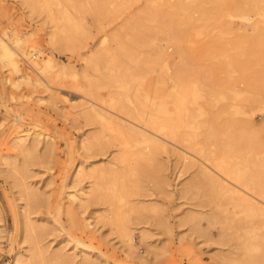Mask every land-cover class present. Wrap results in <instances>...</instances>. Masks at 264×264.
<instances>
[{
	"label": "rangeland",
	"instance_id": "374dc122",
	"mask_svg": "<svg viewBox=\"0 0 264 264\" xmlns=\"http://www.w3.org/2000/svg\"><path fill=\"white\" fill-rule=\"evenodd\" d=\"M237 1L0 0V39L53 65L0 62V264H264V226L214 166L264 187V15L243 19ZM161 101L159 121L190 127L152 156L89 111L145 126L137 112ZM19 129L31 135L17 144Z\"/></svg>",
	"mask_w": 264,
	"mask_h": 264
},
{
	"label": "bare ground",
	"instance_id": "6f19581e",
	"mask_svg": "<svg viewBox=\"0 0 264 264\" xmlns=\"http://www.w3.org/2000/svg\"><path fill=\"white\" fill-rule=\"evenodd\" d=\"M243 1H246V0H243ZM234 6L239 12L240 11L242 12L241 17L243 19H246L249 21L251 19L253 21L255 14H257L259 17L260 16L263 17V15H264V0H247L245 3L238 0ZM64 15L66 16V19L70 20V17H69L70 14H69L68 9L64 10ZM256 20H259V19H257V17H256ZM256 20H254L255 21L254 26H255V24H256V26H258L259 22H261V20H259V21H256ZM75 23H77V22H75ZM251 24H253V23L251 22ZM62 28H63V26H62ZM58 29H59V27H58ZM58 29L56 27V31H54L55 29H53L50 32V35H51L50 38H52V40L60 39L59 37L61 35L59 34ZM63 30H66V29H63ZM20 40H21L20 37L19 38L15 37L12 41H10L6 38L0 39V62L1 63L16 66L15 54H24L30 59L29 53H30V51H32L33 47H31L29 50L22 48L20 46ZM62 40H64V39H62ZM167 41L169 42V44L171 43V44L176 46V49H177L176 52H180L179 40H177L173 37H168ZM30 60H31V63L35 66V68L40 72V75L47 74L53 68V65L51 64L49 59H42V60L30 59ZM56 74H58V73H56ZM38 80H40V79H38ZM177 82H178L177 83L178 85L180 84L179 86L177 85V87H179V88L176 89V93L178 95L177 101L179 103V106H177V108L180 110V114H182L181 111H183L184 113L187 112V108L185 106V103H186V96H185L186 91H185V89L186 88H184L182 86L180 79ZM237 93H239V92H237ZM193 95H195V97H198L199 94H198V92L195 91ZM138 99H139V97H138ZM138 99H136V100H138ZM140 100H142V99H140ZM174 102L177 103L176 101H174ZM154 104H156V103H154ZM135 107L137 108V106H135ZM175 107H176V105H175ZM133 109L135 110V108H133ZM142 109L144 110V108H142ZM89 111H90V113L93 114V116L95 115L97 118H99L104 125L108 126L109 129H111L117 135H119L121 138H123L125 143L132 142L134 145L138 146L139 147L138 151L140 152L139 154H141L142 156H152L157 150H159L165 144L166 140L177 139L178 128H180L181 126L190 127V123L185 122L183 118H182L183 121L181 123H175V122L174 123H166L165 121H167V120L165 118H164V122L159 121L158 115L165 114V116H166V113H167L166 103L163 101L158 103L156 113H153L151 111L146 110V114L144 115L145 111L137 112V116L139 117L138 121H142V123L145 126H142L138 122L130 120V119L127 120V119H123L121 117H116L115 115L109 114L107 112H104V111L96 108L92 104L90 105ZM136 111H139V110H136ZM244 112H247V110H244ZM174 119L175 118L173 117V120ZM28 135H31V133L28 132L27 130L25 131L24 129H19V130H17L16 134H14L13 138H14L15 143L18 144V143L25 141V139L28 137ZM39 135H40V133L36 132L33 134L32 137L36 138ZM179 135H181V133ZM184 137H185V135H184ZM182 139H183V137H182ZM184 140H186V139H184ZM228 163L229 162L227 160H223V159L216 160V162L214 163V166L216 168V172H218L221 175V176H219V182H218L219 188L224 193H227L230 197H232L236 200V203H235L236 206H240L242 208V209L240 208V210H242V212L245 214L246 218L250 219V221L252 223H254V227H256L255 220H257L259 222L260 227H263L264 226V187H255L256 185H254V184L252 185V187H250L249 182L244 183L243 181L246 178H249V180H253L255 178L254 177L255 175L254 174L251 175L252 174L251 172H250L251 173L250 174L247 169H242V168L237 169V170L235 169L234 171H232L231 169H229L228 166L230 164L228 165ZM232 180H234V182ZM248 188L251 191L246 190ZM79 190L80 189H77V190H74L73 192L68 193V196H69L71 201L77 200L79 203H81L83 201L84 198H82V197L86 195V192H84L82 190L79 191ZM85 198H86V196H85ZM88 223L89 222H87V224ZM120 237H121V240L126 243V246L131 245V243H130V230L128 227L121 228ZM249 247L251 249L252 248L253 249H259L258 245H256V244L255 245L250 244ZM129 248H130V246H129ZM133 251H134V249H133ZM20 260H18V258H17L15 261L17 263L23 264L21 262L22 260L21 261ZM29 264H32V263H29Z\"/></svg>",
	"mask_w": 264,
	"mask_h": 264
},
{
	"label": "built area",
	"instance_id": "2783aa9c",
	"mask_svg": "<svg viewBox=\"0 0 264 264\" xmlns=\"http://www.w3.org/2000/svg\"><path fill=\"white\" fill-rule=\"evenodd\" d=\"M37 55H36V53L35 54H33V57H36Z\"/></svg>",
	"mask_w": 264,
	"mask_h": 264
}]
</instances>
